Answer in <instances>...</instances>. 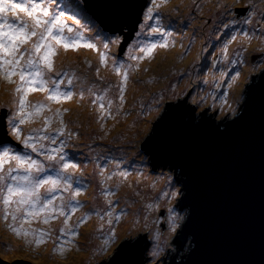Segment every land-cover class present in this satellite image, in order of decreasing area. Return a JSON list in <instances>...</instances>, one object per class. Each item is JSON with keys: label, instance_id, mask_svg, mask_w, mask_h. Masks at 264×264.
Returning a JSON list of instances; mask_svg holds the SVG:
<instances>
[{"label": "rangeland", "instance_id": "obj_1", "mask_svg": "<svg viewBox=\"0 0 264 264\" xmlns=\"http://www.w3.org/2000/svg\"><path fill=\"white\" fill-rule=\"evenodd\" d=\"M78 1L54 0L53 7L66 8L68 14L72 15L79 12L73 7ZM194 2L195 0L187 1L179 7L177 0H158L159 7L154 8L152 3L148 8L154 9L155 16L157 13L160 15L159 24L164 31L158 35L150 32V26H156L157 21L155 17L148 19L144 15V20L137 30L141 35L136 34L121 55L118 54L119 45L109 44V49L103 48L109 38L115 39L119 34L107 32L109 35H104L101 30H97L98 23L92 24L87 18L77 16L83 26L80 28L82 44L95 43L96 48L80 46L65 51L62 46H57V54L53 57L54 68L56 71L62 69L67 73L60 77L63 83L59 85V91H71L72 96L70 99L61 97L57 102L48 100L47 92L28 93L25 114L34 112L31 107L33 104L42 103L46 107L38 116L33 115L25 124L20 125V130L21 140L30 134L36 137V134L31 132L32 129H41V134L54 135L55 144L49 140L39 141L45 146L46 152L60 148L63 141V150L57 155V159L59 155L66 153L78 164L77 168H70L69 173L73 177V187L83 188L75 197L80 206L72 211L66 206L72 195L71 190L58 189L55 193L57 199L53 201L57 211L41 213L39 217L23 225L26 229L49 233L40 244H36L27 243L22 235L17 236L9 229L11 217L9 216L7 221L3 219L4 206L0 203L2 259L11 263L23 259L33 264H103L122 241L137 237L143 232H147L152 240L151 253L154 250L159 253L157 258L150 255V262L163 264L176 251L186 252L187 243L186 249H181L176 241L187 216V209L181 210L178 206L179 198L183 194L178 178L180 172L161 167L159 170L151 168L149 154L145 155L143 151V143L149 135L153 117H160L168 100L179 101V97L189 95L192 87H195V92L193 91L191 97L201 103V109L212 106V112H218V120L222 119V109L232 111L231 117L241 109L247 78L254 77L264 66V36L257 31L249 40L241 31H248L251 35L253 29L264 27V20L261 19L264 16V0H261L262 6L259 9L256 0H252L254 8L248 5L247 0H210L200 7L198 15L192 17L189 13L185 14L183 8L190 12ZM224 5L231 11L226 10ZM246 6L248 11L254 13L250 17L251 24L244 23L245 19H249L245 11ZM17 15L24 14L18 12ZM207 16L213 17L214 20L210 33ZM226 16L229 19L224 21ZM8 17L10 21L15 19L10 13ZM231 21L236 23L230 24ZM66 22L70 26L73 23ZM228 23L230 26L224 28V24ZM164 32L169 34L165 36ZM233 34L236 35L235 40L231 39ZM35 40L36 37H33L27 44L22 45L21 51L31 48ZM156 41L166 43L167 47L158 45L151 55L140 52L141 47ZM105 51L106 61L101 63L100 53ZM251 56H254V60L250 63ZM241 60L243 63L239 62ZM114 61L117 65H123L120 73L114 71ZM125 71L128 72V80L121 101L119 85L123 83ZM236 72L240 75L233 80ZM48 75L52 76L54 73ZM69 79L72 80L71 85L68 84ZM12 81L10 83L0 76V110L4 107L9 109L6 116L8 130L16 139L11 132L8 118L19 111V94L15 93L14 89L21 82L19 76H13ZM46 87H53L51 81ZM98 97L102 99H97ZM14 100L17 103L14 104ZM101 103L104 108H100ZM57 110H60L61 116L55 115ZM45 117L50 118L46 131L43 130ZM14 118L18 119L15 116ZM61 118L65 125L63 135L52 131L60 127ZM1 145L29 153L34 159H39L46 168L49 165L58 167L55 161H47L44 155L32 153L31 149H25L22 144L20 147L8 143ZM7 167L6 164L5 168ZM123 171L128 173L126 178L120 175ZM48 174L55 175L51 169ZM47 187L46 185L41 189L42 194ZM177 190L179 194L171 196V193ZM104 191H110L114 195L105 197L102 194ZM61 196L65 215H60L58 210ZM108 200L113 201L111 208ZM170 208L174 210L171 221L168 211ZM163 209L166 211L164 216L160 214ZM109 210L113 212L112 217L104 214ZM89 212L92 214L77 227L79 219ZM97 212L100 215H97ZM46 215L52 217L48 223H44ZM65 219L68 221L67 225L64 224ZM109 219L114 221L111 226L108 224ZM164 221L166 224L162 226ZM19 223L20 221L17 226ZM173 223L175 231H172ZM109 227L115 228L117 239L110 246H106ZM61 228H65L68 234L61 236ZM73 229L77 232L75 236L71 235ZM27 240L32 241L34 237L29 236ZM58 246L64 248L62 253L55 250ZM105 248L107 250L103 251Z\"/></svg>", "mask_w": 264, "mask_h": 264}, {"label": "water", "instance_id": "obj_2", "mask_svg": "<svg viewBox=\"0 0 264 264\" xmlns=\"http://www.w3.org/2000/svg\"><path fill=\"white\" fill-rule=\"evenodd\" d=\"M147 1L83 0L104 31L122 36L119 55L134 39ZM210 111L212 106L201 109L199 101L186 95L153 117L149 135L160 126L156 142L162 150L154 155L143 143L151 168L180 172L183 194L178 206L187 209L176 240L181 249L187 243V250L176 251L163 264H264V66L247 78L241 109L234 115L222 109L218 120V112ZM0 114V145L20 147L7 127L9 109L2 108ZM140 236L138 248L126 250L121 259L125 264H158L150 262L147 232L126 240ZM0 264L33 263L0 257Z\"/></svg>", "mask_w": 264, "mask_h": 264}, {"label": "snow or ice", "instance_id": "obj_3", "mask_svg": "<svg viewBox=\"0 0 264 264\" xmlns=\"http://www.w3.org/2000/svg\"><path fill=\"white\" fill-rule=\"evenodd\" d=\"M54 0H0V76L6 79L8 82H13V76H19V83L14 89L15 93L19 94L18 105L19 111L14 113V116H9L8 123L11 128L12 134L16 137L17 140L21 142L25 149H31L32 153L38 155H44L47 161H55L58 167L53 168L52 165L46 166L39 160L34 159L32 155L27 152H21L13 149L8 145H0V203L4 206V215L3 219L8 220L9 216L11 217L12 223L8 224L9 229L17 236H23L27 243H36L40 244L46 235L43 230L24 228V223L39 217L41 213L45 212H54L57 211V208L53 206V201L57 199L55 195L56 191L60 188H63L64 191L71 190L72 195L69 199L67 207L71 208L72 211H75L77 207L80 206V202L75 200V197L80 194L83 190L82 187H73V177L69 173V169H75L78 167V164L71 160L66 153L57 155L63 150V141H61V147L50 149L45 151V146L42 143H39L41 140H49L51 143H56V137L51 134H41V129H32L31 132L36 134V137L29 135L21 140V130L20 125L26 123L27 120L33 117V115H39L41 110L46 107L42 103H37L31 105L34 109L25 114L26 97L28 93L34 91L47 92L48 100L59 101L61 97L64 99H70L72 96L71 91L60 92L59 85L63 83V80L60 79L61 76L66 75L62 69L56 71L54 68L53 57L56 56L57 46H62L65 51L68 49H76L80 46L87 48H96L95 43L85 42L82 44L83 36L80 28H82L81 19H78L77 16H82L84 10L88 7L84 5L83 7L80 4H76L73 7L79 9L80 11L74 12L72 15L68 14L66 8H60L59 6L53 7ZM152 3L159 7L156 4V0H152ZM248 5L254 7L252 0H248ZM226 10L231 11L227 5H224ZM248 6H246V15L249 19H245L244 23L251 24L252 21L250 17L254 14L252 11H248ZM154 9L148 8L147 13H145L146 18L152 19V13ZM18 12L23 13V16L17 15ZM11 14L15 17L14 20H9L8 14ZM237 15H244V13H237ZM264 20V16L261 17ZM157 21L156 26H150V32L152 33H161L163 32L162 26L159 24L160 15L157 13L155 16ZM66 21H72L70 26ZM236 21H231L230 24H234ZM230 24H224V28H228ZM79 26V27H76ZM74 27L76 30L74 31ZM143 30V25L141 26ZM114 32L122 31L120 29H113ZM242 34L248 37L249 40L253 38L257 31L262 33L264 36V27L258 26L256 29L252 30L250 35L248 31L241 30ZM66 33L72 34L67 35ZM169 33L164 32V35L167 36ZM141 35V33H137ZM33 37H36V40L32 42L31 48H26L21 51V46L27 44ZM232 40L236 39V35L233 34L231 37ZM122 37L116 35L115 39H110L108 43L103 44L105 50L109 49V44L119 45L121 43ZM167 47L166 43L149 42L144 47H141L139 50L144 55H151L153 50L157 47ZM225 55H227V49L224 50ZM27 55V59H25ZM237 52V56H239ZM107 51L100 53V61L104 63L106 61ZM133 59H142L143 57H132ZM23 61V63H21ZM243 63V61H239ZM232 63H237V61H232ZM114 64V71L120 73L123 65ZM99 69H97V73ZM54 73V75L49 76L48 74ZM240 73L236 72L235 76L232 77L233 80H236L239 77ZM128 80V72L123 73V83L119 85L120 89V99L123 100V92ZM51 84L53 87L48 88L46 85ZM68 84H72V80H68ZM83 95V93H81ZM97 99H102L98 97ZM161 99H163L161 97ZM95 102V101H94ZM13 103H17L16 100ZM109 107H111V102H109ZM100 108H104L103 103L100 104ZM234 111V110H233ZM56 116H61L60 110H57L55 113ZM162 117L161 122L163 119ZM50 123V118H44V131L48 128ZM64 121L60 119V127L53 129L54 133L63 135L64 133ZM159 128L157 125L156 129L149 135L145 142V151L151 149L153 154L157 151L162 150V144H158L157 138L159 136ZM143 163V161H141ZM8 165L5 168V165ZM49 169L54 171L55 175H49ZM122 177H127L128 173L126 171L120 172ZM45 192L42 194L41 189L45 188ZM105 197L114 195L110 191H104L102 193ZM179 194L178 190L173 191L171 196L175 197ZM61 205L59 206V214L65 215L64 212V202L63 197H60ZM109 208L112 207L113 201H107ZM150 207V206H149ZM11 209V210H10ZM169 220H172L173 209H169ZM92 214L91 212L85 213L78 221L77 227L80 223H83L88 215ZM100 215L99 212L96 213ZM105 215L112 217V211H106ZM50 216L44 217V223H48ZM103 218V217H101ZM118 219V217H117ZM20 221L17 226V222ZM67 219H65L64 224L67 225ZM114 223L112 219H109L108 224L111 226ZM109 235L105 240V245L110 246L117 239L116 231L114 227H109ZM172 231H175V225H172ZM61 236L67 235L65 228L60 229ZM71 235H77V232L73 229ZM33 236L34 240L29 241L27 238ZM158 236V234H157ZM143 237L140 236L135 240H124L121 242L119 247H117L113 256H111L107 261H104L103 264H125V261L121 259L122 255L126 250H135L140 245ZM56 251L63 252L64 248L58 246ZM105 248L103 251H106ZM158 251L154 250L151 255L153 258L158 257Z\"/></svg>", "mask_w": 264, "mask_h": 264}, {"label": "flooded vegetation", "instance_id": "obj_4", "mask_svg": "<svg viewBox=\"0 0 264 264\" xmlns=\"http://www.w3.org/2000/svg\"><path fill=\"white\" fill-rule=\"evenodd\" d=\"M187 1H191V0H177V2L179 3V7H182L181 4L185 5ZM209 1H210V0H195V2L191 5L192 7L190 8V12L186 11V8H183L184 13H185V14H188V13H189V14H191L192 17H194L195 15H198V14H199L200 7H201V6H205ZM157 2H158V0H156V4H157ZM151 4H152V0H148V1H147V7H146L145 10H144V15H145V12H146V10L148 9V7L151 6ZM226 4H228V2H226ZM230 4L232 5L233 3H230ZM152 7L154 8V7H156V6L153 4ZM234 8H235V7H234ZM152 17H155V13H154V12L152 13ZM202 17H203V16H202ZM206 18H209V17L207 16ZM206 22H207V20H206ZM213 22H214L213 17L210 16V18H209V22H207V27H208V30H209L208 33H210V28H211L210 26H211V24H212ZM157 35H158V34H157ZM121 37H122V36H121ZM261 54H262V53H261ZM253 57H254V56H251V62L253 61ZM257 59H258V58H257ZM257 59H256V61H257ZM253 66H255V64H254ZM193 91L195 92V87H192L191 90L189 91V92H190V93H189V100H192V98H193V97H191ZM209 92H212V91H209ZM178 99H181V97H179ZM176 102H177V101L172 102L171 100H168L166 106H167L168 104H175ZM188 104H192V103L188 102ZM209 113H212V114H216V115H217V111L214 112V113H213L212 111H210Z\"/></svg>", "mask_w": 264, "mask_h": 264}, {"label": "trees", "instance_id": "obj_5", "mask_svg": "<svg viewBox=\"0 0 264 264\" xmlns=\"http://www.w3.org/2000/svg\"><path fill=\"white\" fill-rule=\"evenodd\" d=\"M83 2V0H79L78 1V4H80L82 7L85 5L84 4V2ZM72 10H74L73 8H72ZM78 11H80L79 9H78ZM82 16L84 17V18H87L88 20H90L91 21V23L92 24H97L98 22L97 21H95L94 19H93V17L90 15V13L88 12V10H87V8L84 10V12H83V14H82ZM100 26V25H99ZM97 27V30H101L102 32H103V34L104 35H109L106 31H104L103 29H102V27L100 26V27ZM250 63H251V61H250ZM145 155H147L146 153H145Z\"/></svg>", "mask_w": 264, "mask_h": 264}, {"label": "bare ground", "instance_id": "obj_6", "mask_svg": "<svg viewBox=\"0 0 264 264\" xmlns=\"http://www.w3.org/2000/svg\"><path fill=\"white\" fill-rule=\"evenodd\" d=\"M248 1V0H247ZM257 2H258V9L262 6V2H261V0H256ZM252 4H253V2H252ZM254 5V4H253ZM254 8V7H253ZM229 19V17L228 16H226L225 17V20L224 21H226V20H228ZM223 21V22H224ZM229 24V23H228ZM128 186H130L131 187V185L130 184H128Z\"/></svg>", "mask_w": 264, "mask_h": 264}, {"label": "clouds", "instance_id": "obj_7", "mask_svg": "<svg viewBox=\"0 0 264 264\" xmlns=\"http://www.w3.org/2000/svg\"><path fill=\"white\" fill-rule=\"evenodd\" d=\"M146 7H147V6H146ZM146 7H145V8H146ZM144 10H145V9H144ZM143 20H144V13H143ZM143 20H142V21H143ZM157 34H160V33H155V35H157ZM142 150H143V149H142ZM143 151H144V150H143ZM144 153H145V152H144ZM149 166H150V165H149Z\"/></svg>", "mask_w": 264, "mask_h": 264}]
</instances>
